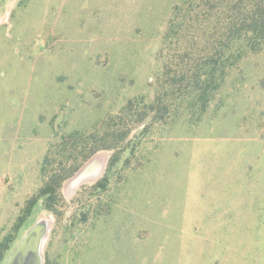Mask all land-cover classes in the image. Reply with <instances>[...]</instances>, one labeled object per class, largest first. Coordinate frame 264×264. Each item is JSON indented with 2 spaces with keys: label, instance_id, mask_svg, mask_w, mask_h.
<instances>
[{
  "label": "rangeland",
  "instance_id": "1",
  "mask_svg": "<svg viewBox=\"0 0 264 264\" xmlns=\"http://www.w3.org/2000/svg\"><path fill=\"white\" fill-rule=\"evenodd\" d=\"M256 21L264 0H0V264L43 217L44 264H264Z\"/></svg>",
  "mask_w": 264,
  "mask_h": 264
},
{
  "label": "water",
  "instance_id": "2",
  "mask_svg": "<svg viewBox=\"0 0 264 264\" xmlns=\"http://www.w3.org/2000/svg\"><path fill=\"white\" fill-rule=\"evenodd\" d=\"M93 165L94 160L92 158L75 174L73 185L79 188L85 181L98 176L100 171L93 176L90 175L93 171ZM48 235L49 231L47 232L46 225L40 220L36 222L17 244L6 264H44L43 251Z\"/></svg>",
  "mask_w": 264,
  "mask_h": 264
},
{
  "label": "trees",
  "instance_id": "3",
  "mask_svg": "<svg viewBox=\"0 0 264 264\" xmlns=\"http://www.w3.org/2000/svg\"><path fill=\"white\" fill-rule=\"evenodd\" d=\"M254 31L259 33L260 36H264V22L256 21L253 25ZM100 147H95L91 154L95 153L97 150H99ZM90 156V155H89ZM110 162V165H112L113 160ZM74 172L67 173L65 175H62L59 178H56V175H52L48 178L46 181V184L41 188L40 192L30 200L29 204L26 206L24 213L20 216L18 223L14 227V233L18 231L22 223L25 222L26 217L32 212V209L36 205V203L39 201V199H44L45 206L48 210H52L53 206L52 203L57 197L58 194H60V188L62 187L63 182L70 177ZM106 177H104L102 180L98 181L96 184V187L98 189L105 188L106 187ZM14 235L10 234L6 237L5 241L0 245V263L3 260L5 253L8 249H10V245L13 242Z\"/></svg>",
  "mask_w": 264,
  "mask_h": 264
},
{
  "label": "bare ground",
  "instance_id": "4",
  "mask_svg": "<svg viewBox=\"0 0 264 264\" xmlns=\"http://www.w3.org/2000/svg\"><path fill=\"white\" fill-rule=\"evenodd\" d=\"M91 160V159H90ZM94 165H93V171L91 172L90 175H95L96 172L100 171V174L94 178H91L87 181H85L84 183L86 182H94L96 181L103 173L104 169H105V166H106V161H107V154L106 153H100V154H97L94 158ZM88 163V162H87ZM74 178V177H73ZM73 178L70 179L67 183H66V191H67V194L70 196L72 195L77 189L78 187L73 185ZM83 183V184H84ZM40 221L46 225V228H47V232L49 231V228L50 226L52 225L53 223V219L52 218H48V217H43L42 219H40ZM47 238V237H46Z\"/></svg>",
  "mask_w": 264,
  "mask_h": 264
}]
</instances>
